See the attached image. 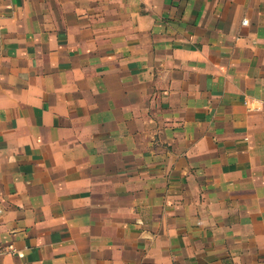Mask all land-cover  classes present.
Segmentation results:
<instances>
[{
  "label": "crops",
  "instance_id": "0c3cea01",
  "mask_svg": "<svg viewBox=\"0 0 264 264\" xmlns=\"http://www.w3.org/2000/svg\"><path fill=\"white\" fill-rule=\"evenodd\" d=\"M0 249L264 264V0H0Z\"/></svg>",
  "mask_w": 264,
  "mask_h": 264
},
{
  "label": "built area",
  "instance_id": "2783aa9c",
  "mask_svg": "<svg viewBox=\"0 0 264 264\" xmlns=\"http://www.w3.org/2000/svg\"><path fill=\"white\" fill-rule=\"evenodd\" d=\"M247 20L246 19H243L242 20V23L246 24ZM0 253H1V249H0Z\"/></svg>",
  "mask_w": 264,
  "mask_h": 264
}]
</instances>
